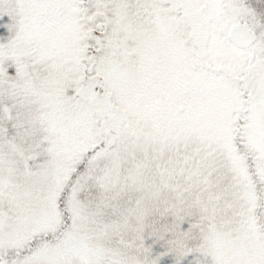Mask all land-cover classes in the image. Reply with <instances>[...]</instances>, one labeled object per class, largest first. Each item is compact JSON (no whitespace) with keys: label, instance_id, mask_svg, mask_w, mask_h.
I'll list each match as a JSON object with an SVG mask.
<instances>
[{"label":"snow or ice","instance_id":"obj_1","mask_svg":"<svg viewBox=\"0 0 264 264\" xmlns=\"http://www.w3.org/2000/svg\"><path fill=\"white\" fill-rule=\"evenodd\" d=\"M0 264H264V0H0Z\"/></svg>","mask_w":264,"mask_h":264}]
</instances>
